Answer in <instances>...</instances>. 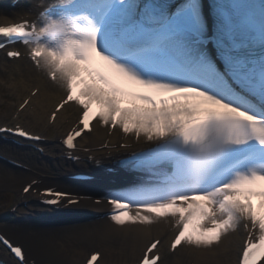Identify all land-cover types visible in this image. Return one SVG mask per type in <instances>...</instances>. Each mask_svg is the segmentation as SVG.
Masks as SVG:
<instances>
[{
    "label": "snow or ice",
    "instance_id": "6c2138e0",
    "mask_svg": "<svg viewBox=\"0 0 264 264\" xmlns=\"http://www.w3.org/2000/svg\"><path fill=\"white\" fill-rule=\"evenodd\" d=\"M0 37V50L23 45L61 93L50 123L66 106L76 110L67 149L77 150L93 122L150 145L118 161L137 180L105 197L115 226L170 225L173 252L214 249L243 230L239 264H264V0H37L35 19L0 26ZM39 94L37 86L18 113ZM0 134L41 140L19 123ZM39 195L48 206L82 199L53 188ZM162 243L150 240L140 264H157ZM0 244L28 264L21 245L4 235Z\"/></svg>",
    "mask_w": 264,
    "mask_h": 264
},
{
    "label": "bare ground",
    "instance_id": "6f19581e",
    "mask_svg": "<svg viewBox=\"0 0 264 264\" xmlns=\"http://www.w3.org/2000/svg\"><path fill=\"white\" fill-rule=\"evenodd\" d=\"M0 1L3 7L0 11L2 18L0 24L18 21L22 15L32 11L33 0H26L21 8L16 9L6 5L5 0ZM7 73L10 93L18 96L17 99L20 101H22L19 99L21 92H24V98H26L37 86L41 89V94L33 98L36 102L21 113L20 117V122L29 130L36 132L35 128L45 121L49 122L50 113L59 101L61 93L26 59L22 58L12 62L0 60V78H4ZM0 102H3L2 98ZM7 117V114L2 116V118ZM76 121V110L67 106L66 110L57 114V121L51 126L48 123L46 126L45 123L46 128L42 132L46 133L53 127L57 136H60ZM93 127V132L81 140L82 144L95 148L109 140V148L117 146L113 151L96 149L91 154L114 156L125 151H135L150 146L143 141L136 143L131 138L122 140L119 133L109 136L106 129L96 125L95 122H93ZM121 142L128 143L130 147L128 149L119 148L118 145ZM8 147V143L0 141L1 150L28 164L32 171L14 168L0 160V188H13L20 192L15 198L17 209L14 212L0 215V228L14 238L25 241L31 255L39 258L38 264H83L94 248H99L103 252L97 264L134 263L142 257L149 241L156 238L163 239L159 250L167 248L174 234L170 225H157L150 233L146 230L119 228L107 218L112 210L111 206H94L83 203L77 207L80 211L86 214L102 213L103 217L91 223L73 226L65 220L62 213L39 206L35 196H23L21 193L23 186L32 179L40 178V175H47L45 179L49 182L66 184L63 177L71 165L58 159L61 152L57 142L46 144V156L32 154L26 148L18 152ZM246 235L241 230L238 236L231 237L225 240L220 247L210 250H197L182 246L162 264H191V262L195 264H238ZM38 239L42 242L38 243ZM0 253L10 260L11 264H18L1 247Z\"/></svg>",
    "mask_w": 264,
    "mask_h": 264
},
{
    "label": "rangeland",
    "instance_id": "374dc122",
    "mask_svg": "<svg viewBox=\"0 0 264 264\" xmlns=\"http://www.w3.org/2000/svg\"><path fill=\"white\" fill-rule=\"evenodd\" d=\"M0 60H3L2 58ZM8 73L4 78H0V98L3 99V102H0V123L8 122L11 119L12 113L15 111L16 107L20 100L17 99L18 96H14L11 94L10 87L7 83L8 81ZM24 92H21V98H24ZM8 115L7 118H2V116ZM46 121L41 124L39 127L35 128V131L42 132L45 127ZM49 138V143H53L55 141V131L54 128L49 129L45 133ZM9 148V147H8ZM14 151L21 152L17 148H12ZM32 154L38 155L36 152H31ZM19 193L18 190H14L13 188H0V215H5L11 212L12 206L15 204L16 194Z\"/></svg>",
    "mask_w": 264,
    "mask_h": 264
}]
</instances>
